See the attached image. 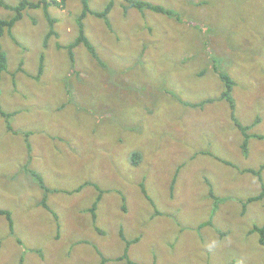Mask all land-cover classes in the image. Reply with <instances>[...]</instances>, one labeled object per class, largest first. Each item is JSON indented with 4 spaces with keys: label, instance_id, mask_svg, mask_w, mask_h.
<instances>
[{
    "label": "rangeland",
    "instance_id": "obj_1",
    "mask_svg": "<svg viewBox=\"0 0 264 264\" xmlns=\"http://www.w3.org/2000/svg\"><path fill=\"white\" fill-rule=\"evenodd\" d=\"M146 1L180 20L89 0L94 11L113 2L112 29L84 21L99 63L83 45L74 63L62 49L78 34V0L50 8L57 35L47 49L42 9L0 38L1 108L16 112L19 131L0 115V209L13 219L11 233L0 215V264H264L252 232L264 224V197L247 201L262 191L264 0ZM12 15L0 6V18ZM219 72L236 82L238 121L252 126L247 152Z\"/></svg>",
    "mask_w": 264,
    "mask_h": 264
},
{
    "label": "trees",
    "instance_id": "obj_2",
    "mask_svg": "<svg viewBox=\"0 0 264 264\" xmlns=\"http://www.w3.org/2000/svg\"><path fill=\"white\" fill-rule=\"evenodd\" d=\"M67 1L68 0H40V1L34 2L31 0H19L16 4H10L6 0H0V6L10 10L11 13L13 14L9 18H0V38L6 32H8V33L12 32L15 24L23 19L25 12L27 10L42 9L46 20L50 23V26H51V28L48 32L49 34L47 35L46 40L44 41L45 49H47L46 47L49 43L50 38L53 35H57V33L54 31V28H53L56 21H55V19H53L51 17L49 10L52 6L65 7ZM78 1L82 5V9L76 17L78 34H77V37L74 39L73 42L69 43L66 46L61 45L62 49H65L67 51L68 57L70 58L71 62L74 63L75 62L74 61V57H75L74 56L75 55L74 49H76L80 45H83L88 50L90 55L95 60H97V62L99 63L101 60L99 59V56L96 52L94 44L91 42V40L89 39V37L86 34L84 21L88 17V15H92V16L100 19V20H103L104 23L106 24V26L109 27V29H112V25H111V22L109 19V15H110L112 8H113V2H109L104 7V9L101 11H94L90 8L89 0H78ZM125 2H126V5L123 6V11L125 14H127L130 9H136L139 12H144L145 10H147V11H151V12H155V13L167 16L169 18H175L178 21L180 20V17L178 16V14L176 12H174L172 9L166 8L165 6L160 5V4H153V3L148 2L146 0H125ZM202 2L204 3L205 1H200V3H202ZM205 45H206L205 52L207 53V51L211 50L212 48H209L208 42H206ZM44 57H45V54H42L41 63L43 65L41 64L39 72L37 71L36 78H38V79H40L41 76L43 75V71H44V63L43 62L45 59ZM211 57L214 61V71L217 72L219 69L218 64H220L219 60H221V59H218L214 55H211ZM226 61H228V60H226ZM7 69H8L7 53L4 51V49L2 48V45L0 44V83H1V75L3 72L7 71ZM219 78L224 82V85H225V90H224V92H222L221 97L223 100H226L229 102L230 109L232 110L231 119H232V121H234L237 124L239 130L242 132V134L244 136V143L242 145V148L244 149L245 152H247L249 139L251 138V135L248 134V131L251 129L252 126L242 125L238 121V118L236 117V113H235L236 112V104H235L233 97L231 96L233 89H234V86L236 85V82L234 81V79L231 78V76H229L228 74H226L224 72H219ZM0 96H1V90H0ZM211 101H214V99H207V100H205V102L195 103L194 106L195 107H201L205 103H210ZM14 114H16V112H4L1 108V103H0V115H2L3 117L6 118L7 130L12 132V133H19V131H16L14 129V127L12 126V124L9 120V118L11 116H13ZM23 134L27 137L26 145H27L28 154H30L31 145L28 141V137L31 134V132L27 131V132H23ZM17 135H19V134H17ZM254 136L259 137V138H263L262 136H259V135H253V137ZM245 139H247V140H245ZM141 160H142L141 152L135 151L131 155V161L133 164L139 165L141 163ZM262 169L264 170V166H261L259 171L256 172V174L259 176V179L261 182L262 191L257 196L249 197L247 200L248 202L261 200L264 197V183L262 181L263 178L261 177L262 176L261 173L263 172ZM32 174L35 177L38 184L41 187H43L47 192H49V189L46 187L42 176L41 175L39 176L37 173H32ZM100 198L101 197H98V201L100 200ZM95 207H96V204L93 205L91 210L93 211L95 209ZM0 215H4L7 217V220L9 222L10 232L13 233V219H12V216L10 214V211L0 209ZM93 215H94L93 217H96L95 213ZM252 232L253 233L257 232L260 234L259 242L262 245H264V224L262 226H255ZM136 242H138V238H135L134 240H131V241H127V245L129 247L133 243H136ZM128 247H126V248H128ZM121 258L122 259L128 258L127 251L125 252L123 257H121ZM20 263L23 264V259L20 260ZM127 263L128 264H136V263H133L129 260H127Z\"/></svg>",
    "mask_w": 264,
    "mask_h": 264
},
{
    "label": "crops",
    "instance_id": "obj_3",
    "mask_svg": "<svg viewBox=\"0 0 264 264\" xmlns=\"http://www.w3.org/2000/svg\"><path fill=\"white\" fill-rule=\"evenodd\" d=\"M24 207H25V205H24ZM30 208V207H29ZM31 209V211H27V215L28 216H30V215H32V217H33V212H34V209H40V207H38V206H36V208H30Z\"/></svg>",
    "mask_w": 264,
    "mask_h": 264
}]
</instances>
